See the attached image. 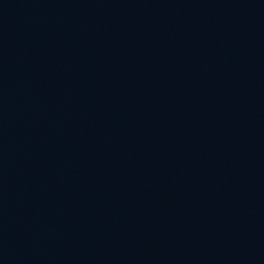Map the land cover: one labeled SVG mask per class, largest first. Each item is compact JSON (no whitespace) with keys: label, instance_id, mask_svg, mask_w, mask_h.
<instances>
[{"label":"water","instance_id":"95a60500","mask_svg":"<svg viewBox=\"0 0 264 264\" xmlns=\"http://www.w3.org/2000/svg\"><path fill=\"white\" fill-rule=\"evenodd\" d=\"M0 264H264V0H0Z\"/></svg>","mask_w":264,"mask_h":264}]
</instances>
